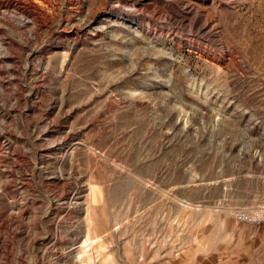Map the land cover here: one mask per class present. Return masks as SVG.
Returning <instances> with one entry per match:
<instances>
[{"label": "rangeland", "instance_id": "1", "mask_svg": "<svg viewBox=\"0 0 264 264\" xmlns=\"http://www.w3.org/2000/svg\"><path fill=\"white\" fill-rule=\"evenodd\" d=\"M1 2L0 264H264V0Z\"/></svg>", "mask_w": 264, "mask_h": 264}, {"label": "built area", "instance_id": "2", "mask_svg": "<svg viewBox=\"0 0 264 264\" xmlns=\"http://www.w3.org/2000/svg\"><path fill=\"white\" fill-rule=\"evenodd\" d=\"M237 219L239 221H246V222H261L264 221V211L256 212L253 214H250L246 211H240L237 213Z\"/></svg>", "mask_w": 264, "mask_h": 264}, {"label": "bare ground", "instance_id": "3", "mask_svg": "<svg viewBox=\"0 0 264 264\" xmlns=\"http://www.w3.org/2000/svg\"><path fill=\"white\" fill-rule=\"evenodd\" d=\"M3 1V0H2ZM10 1V0H9ZM12 1V0H11ZM4 2H1L0 4H2ZM9 3V2H8ZM5 4V3H4ZM10 5V4H9ZM1 6V5H0ZM5 6V5H4ZM190 12L187 11V10H181V11H178V13H176L177 16H181V17H186ZM97 241V240H96ZM95 241V242H96Z\"/></svg>", "mask_w": 264, "mask_h": 264}]
</instances>
